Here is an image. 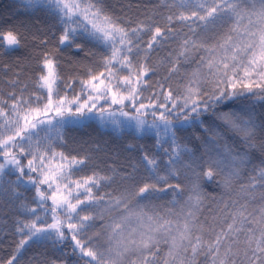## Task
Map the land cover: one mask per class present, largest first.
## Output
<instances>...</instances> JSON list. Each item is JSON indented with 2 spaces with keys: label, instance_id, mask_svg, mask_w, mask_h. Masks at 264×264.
I'll list each match as a JSON object with an SVG mask.
<instances>
[{
  "label": "snow or ice",
  "instance_id": "obj_1",
  "mask_svg": "<svg viewBox=\"0 0 264 264\" xmlns=\"http://www.w3.org/2000/svg\"><path fill=\"white\" fill-rule=\"evenodd\" d=\"M20 3L55 18L62 29L59 45L79 49L76 40L83 37L102 44L110 54L102 57L99 73L89 69V78L81 79L74 95H60L58 62L45 52L35 80L37 91L25 96L24 85L19 95L12 91L0 96V201H19L18 209L27 217L17 221L22 238L6 264H20L22 249L30 241L70 243L65 255L75 257L74 264H201V258L203 264H264V161L254 165L249 152L225 146L229 164L224 171L219 158L201 161L178 135L187 127H204L201 117L211 114L240 134L247 148L259 147L264 153V140L256 143L264 133V119H258L254 105L241 113L216 111L245 95L264 101V0H158L155 9L167 11L163 27L155 9L143 20L121 22L106 10L104 0ZM145 34H150L146 42ZM169 41H176V47L157 66L150 65L152 53ZM20 45L18 33L0 32V55ZM193 64L191 70L185 67ZM161 66L167 72L164 81H183L180 90L158 81V89L145 97L147 77ZM94 111L102 119L112 118L117 128L127 124L137 132H153L167 155L164 173L157 157L145 152L131 171L113 168L108 175L93 172L76 179L89 157L69 156L56 145L63 142L68 117ZM117 114L125 120H116ZM142 166L150 182L141 184L136 171ZM245 172L247 182H241ZM216 175L222 189L217 209L211 220H202L201 181ZM117 176L122 183L118 194L99 191ZM182 176L191 185L183 202L179 197L184 186L168 183ZM33 189L29 204L22 197ZM167 189H172L171 207L165 213L150 208L152 197ZM97 221H102L99 227Z\"/></svg>",
  "mask_w": 264,
  "mask_h": 264
},
{
  "label": "trees",
  "instance_id": "obj_2",
  "mask_svg": "<svg viewBox=\"0 0 264 264\" xmlns=\"http://www.w3.org/2000/svg\"><path fill=\"white\" fill-rule=\"evenodd\" d=\"M157 3L158 0H104L106 10L113 16L120 18L121 22L130 20L133 23L145 19L147 15H152ZM155 11L161 13L155 19L163 27L166 23L163 17L167 15V11L164 8L155 9ZM9 30L19 34L21 45L9 50L7 54L0 55V96L4 97H7V94L12 91L19 95L24 85H27L25 96L37 91L35 80L45 52L53 54L58 62L57 70L60 76L58 89L61 96L66 91L70 96L79 92L81 79L89 78V69L93 73H99L103 70L102 57L105 54H110L102 44L83 37L76 40V43L81 45L79 49L75 46L59 45L58 37L62 29L55 18L43 9H26L20 0H0V32ZM149 38L150 34H145L143 37L145 42ZM176 44V41H169L163 48L156 49L151 55L149 64L157 66L159 59L174 49ZM194 66L193 64L185 67L191 70ZM17 72L19 73L18 83L13 85L11 81L17 78ZM166 74V68L161 66L157 67L155 73L147 77L148 85L144 88L143 93L145 97L150 96L154 90L158 89V81L164 82L165 88L171 86L176 92L180 90L178 85L183 81H178L176 77L164 81L163 78ZM69 82H73L71 89L67 88ZM44 95L46 97L47 93L45 92ZM145 102L147 101L145 100ZM101 103L103 104V101ZM249 105L255 106V114L258 119H264V101H257L247 95L222 104L216 111L241 113ZM117 107L113 106L114 109ZM126 110L134 111L131 108ZM89 114L85 117H68L75 119L65 123L62 129L63 142L56 145L57 151H63L69 156L89 157L87 163L75 173L76 179L91 175L93 172L108 175L111 174L113 168L119 172L131 171L133 163L141 162L145 152L157 157L161 174L164 173L167 155L162 148L157 146L153 132L147 130L137 132L134 127L126 125L117 128L111 122L101 120L95 111ZM148 119L152 118L149 116ZM201 121L204 127L199 125L187 127L178 134L180 142L187 144L201 161L207 160L209 156L219 158L221 161L219 168L227 171L229 158L225 154V146L236 152H249L254 165L264 161V153L259 147L247 148L241 135L217 120L214 115L205 114L201 117ZM262 140H264V133L258 134L257 145ZM167 146L165 144V147ZM203 167L202 164V169ZM247 175L248 172H245L244 180L241 182H247ZM11 178L15 179L14 176ZM220 178L219 175H216L211 181L206 178L201 181V189L205 196L202 220L205 217L211 220L212 213L217 209V199L222 192L217 183ZM136 179L141 184L150 182L149 173L145 167L137 169ZM177 182L184 186L183 195L179 197L183 202L190 194L191 185L183 176L179 181L175 179L168 181L173 184ZM159 187L164 188L165 185L161 183ZM121 188L122 183L117 176L113 183L104 185L99 191L118 194ZM235 191H238V186L234 189L233 194ZM34 195L35 190L33 189L24 193L22 199L26 198L31 204ZM170 200H172V189H167L165 192L156 193L152 197L149 207L155 206L157 211L165 213L171 207L168 203ZM18 203L19 201H0V264H6L22 238V234L16 231L17 221L27 217L19 211ZM145 203L149 202L145 201ZM48 204L50 205L51 201ZM48 222H51L50 215ZM101 223L102 221H97V227ZM69 252L70 243L64 246H54L51 241H30L22 249L20 264H53V261L60 264L64 260L67 261V264H74L75 257L65 255ZM201 264H203V258H201Z\"/></svg>",
  "mask_w": 264,
  "mask_h": 264
},
{
  "label": "rangeland",
  "instance_id": "obj_3",
  "mask_svg": "<svg viewBox=\"0 0 264 264\" xmlns=\"http://www.w3.org/2000/svg\"><path fill=\"white\" fill-rule=\"evenodd\" d=\"M90 115V114H89ZM95 117V116H94ZM68 119V121L69 120H72V121H74V119L75 118H67ZM112 118H110V117H107V116H105V118L104 119H102L101 118V120H104V121H109L110 122V120H111ZM115 119L116 120H119V121H124L125 120V118L124 117H122V116H119L118 114H117V116L115 117ZM126 126H128L127 124H125ZM128 127H130V126H128Z\"/></svg>",
  "mask_w": 264,
  "mask_h": 264
}]
</instances>
